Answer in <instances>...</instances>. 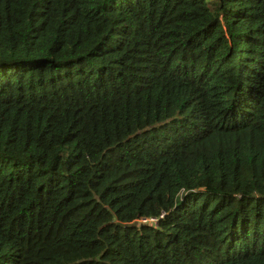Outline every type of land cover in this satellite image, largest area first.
Returning a JSON list of instances; mask_svg holds the SVG:
<instances>
[{"label": "trees", "instance_id": "obj_1", "mask_svg": "<svg viewBox=\"0 0 264 264\" xmlns=\"http://www.w3.org/2000/svg\"><path fill=\"white\" fill-rule=\"evenodd\" d=\"M0 264H264V0H0Z\"/></svg>", "mask_w": 264, "mask_h": 264}, {"label": "built area", "instance_id": "obj_2", "mask_svg": "<svg viewBox=\"0 0 264 264\" xmlns=\"http://www.w3.org/2000/svg\"><path fill=\"white\" fill-rule=\"evenodd\" d=\"M143 221H149V220H143Z\"/></svg>", "mask_w": 264, "mask_h": 264}, {"label": "rangeland", "instance_id": "obj_3", "mask_svg": "<svg viewBox=\"0 0 264 264\" xmlns=\"http://www.w3.org/2000/svg\"><path fill=\"white\" fill-rule=\"evenodd\" d=\"M144 222H150V221H144Z\"/></svg>", "mask_w": 264, "mask_h": 264}]
</instances>
